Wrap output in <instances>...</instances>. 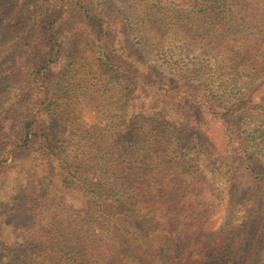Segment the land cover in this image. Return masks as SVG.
Wrapping results in <instances>:
<instances>
[{
  "label": "trees",
  "instance_id": "obj_1",
  "mask_svg": "<svg viewBox=\"0 0 264 264\" xmlns=\"http://www.w3.org/2000/svg\"><path fill=\"white\" fill-rule=\"evenodd\" d=\"M109 1L121 31L94 0H0V264H264L257 209L221 250L202 234L238 172L264 203V0ZM77 38L97 124L60 140ZM152 234L149 256L126 245Z\"/></svg>",
  "mask_w": 264,
  "mask_h": 264
},
{
  "label": "rangeland",
  "instance_id": "obj_2",
  "mask_svg": "<svg viewBox=\"0 0 264 264\" xmlns=\"http://www.w3.org/2000/svg\"><path fill=\"white\" fill-rule=\"evenodd\" d=\"M96 10L105 14L112 22L114 27H117L120 31L124 24L119 17L118 8L114 3L109 0H94ZM74 27H69L72 32ZM82 40L84 38L81 37ZM134 39V38H133ZM76 51L79 53V68L76 78L73 81L74 87L71 89V104L65 107L66 115L63 118L56 120L55 132L60 140H76L77 135L80 134L79 127H85L87 124H97V112H96V95L95 90L91 89L96 85L97 76L96 73H100V62L98 59V53L88 43L85 45L80 38L76 40ZM184 63H180L183 67H186V59L182 60ZM181 62V61H180ZM264 94V87L256 93L255 99H258ZM70 103V102H68ZM127 120L131 115V107L127 108ZM126 121V119L124 120ZM128 122V121H127ZM126 123V122H125ZM124 124V123H123ZM16 128V122L12 116L7 117L0 130V159L6 149L7 145L11 141ZM214 137L218 142V148L225 149V139L221 128L216 125L213 127ZM1 173V171H0ZM230 185L225 195L220 196L222 202L214 213L210 214L207 224L202 230V234L216 239L219 250L222 244L221 239L226 237L230 233H236L242 230V226L246 225L250 210L257 209L260 215L258 219L264 220V203L259 207L254 200H256L257 191L250 185L247 177L238 172L235 176H231ZM217 187H223L221 179L215 180ZM79 199V197H77ZM80 200V199H79ZM148 209L142 211V214L146 213ZM154 214V212H152ZM160 212H157V220H161L162 216ZM252 219V218H251ZM162 221V220H161ZM126 245L135 250L138 253L149 256L152 250L156 246L155 235L152 234L150 238L140 239L133 235H126Z\"/></svg>",
  "mask_w": 264,
  "mask_h": 264
}]
</instances>
